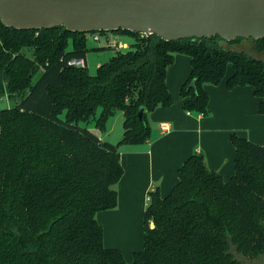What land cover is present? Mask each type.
I'll return each instance as SVG.
<instances>
[{"label":"trees","instance_id":"1","mask_svg":"<svg viewBox=\"0 0 264 264\" xmlns=\"http://www.w3.org/2000/svg\"><path fill=\"white\" fill-rule=\"evenodd\" d=\"M111 33L134 41L90 75L86 64H69L85 61L86 34L63 27L16 30L0 22V98L14 101L0 110V264L257 260L264 250V143L235 134L228 181L206 167L202 154L190 155L168 195L161 197L158 188L148 192L143 249L132 261L127 263L119 249L103 246L95 215L117 205L115 185L123 174L119 148L146 143L148 114L172 105L166 69L176 54L190 59L180 89L184 111L205 116L204 85H219L230 65L227 89L252 87L258 113L264 115V62L227 48L242 39L165 41L124 30ZM249 40L255 53H264V38ZM117 111L123 115L122 137L117 143L102 141L91 127L104 132Z\"/></svg>","mask_w":264,"mask_h":264},{"label":"crops","instance_id":"2","mask_svg":"<svg viewBox=\"0 0 264 264\" xmlns=\"http://www.w3.org/2000/svg\"><path fill=\"white\" fill-rule=\"evenodd\" d=\"M244 43L229 46V49L241 51L237 48L242 49ZM84 62L87 67V59ZM189 73L190 59L176 54L174 62L166 69L172 105L158 107L148 114L151 132L146 143L120 146L123 174L115 185L117 205L95 215L103 229V246L119 249L126 262L143 249L141 220L148 203V192L158 188L161 197L168 195L177 183L178 168L190 155L202 154L206 167L228 181L234 172L231 135L259 145L264 143V115L258 113L259 99L250 86L227 89L225 81L232 74L230 65L226 70L227 78L219 85H204L209 98L205 116L192 115L182 107L180 89ZM122 121V112L117 111L108 119L104 132L97 135L99 131L93 126L91 130L102 141L120 140L114 130L117 126L123 130ZM162 124L167 126V131L161 130Z\"/></svg>","mask_w":264,"mask_h":264},{"label":"water","instance_id":"3","mask_svg":"<svg viewBox=\"0 0 264 264\" xmlns=\"http://www.w3.org/2000/svg\"><path fill=\"white\" fill-rule=\"evenodd\" d=\"M0 22L16 30H124L165 41L215 36L223 42L258 41L264 38V0H0ZM138 118L142 121V109Z\"/></svg>","mask_w":264,"mask_h":264},{"label":"rangeland","instance_id":"4","mask_svg":"<svg viewBox=\"0 0 264 264\" xmlns=\"http://www.w3.org/2000/svg\"><path fill=\"white\" fill-rule=\"evenodd\" d=\"M106 35H108L112 40H117V41H120L122 43H126L128 46H130L134 41L131 36L125 35V34L107 33ZM99 38H100L99 42H95L92 40L90 34L88 36H86V45L88 48V52L86 55L87 56L86 57V59H87V70H88L90 75H94L96 67H97L96 65L98 63L103 64V63L107 62L116 53V49L106 47L104 34H100ZM242 43H244V41H241L238 44H242ZM244 44H245V46L242 49L240 47H238L237 49L241 50L245 53H249L250 55L254 56L255 58L264 59V53H255L253 51V43L250 40H247V42H245ZM102 47H103V49L99 50V48H102ZM227 48H230V47L228 46ZM69 49H71V42L68 44V50ZM23 53H25V55H27L29 57L32 56V50L31 49H24ZM226 76H227V73L225 74L224 79L227 78ZM13 105H14L13 100L8 99L7 97L0 98V110L10 108ZM192 115H195V114L192 113ZM122 132H123V130L120 131V126H117V128L114 130V134L115 135L117 134V138L120 137V139H121L120 134ZM96 134L98 135V134H100V132H96ZM110 139L111 140H105V142L111 141L109 143H117L119 141V140H115L116 138L115 139L110 138ZM141 222H142V227H143V218H142ZM140 230L142 231L141 228H140ZM142 239H143V237H142ZM259 259L260 258H258V260ZM131 261H132V259L130 258L129 262H127V263H130ZM240 264H245V262H243L241 260Z\"/></svg>","mask_w":264,"mask_h":264},{"label":"built area","instance_id":"5","mask_svg":"<svg viewBox=\"0 0 264 264\" xmlns=\"http://www.w3.org/2000/svg\"><path fill=\"white\" fill-rule=\"evenodd\" d=\"M107 33H104L105 35V42H106V47L108 48H114L116 49L117 51H120V50H125L128 48V45L126 43H122L120 41H117V40H112L108 35H106ZM89 34H86V36H88ZM91 35V38L93 41L95 42H99V36H100V33H90ZM71 66H75V67H84L85 66V62L83 59H80V60H73L69 63ZM161 130L162 131H167L168 128L167 126L165 125H161L160 126Z\"/></svg>","mask_w":264,"mask_h":264},{"label":"flooded vegetation","instance_id":"6","mask_svg":"<svg viewBox=\"0 0 264 264\" xmlns=\"http://www.w3.org/2000/svg\"><path fill=\"white\" fill-rule=\"evenodd\" d=\"M264 60V59H263ZM260 259L254 260V261H247L245 264H259Z\"/></svg>","mask_w":264,"mask_h":264}]
</instances>
